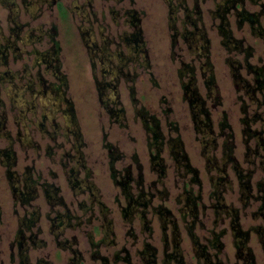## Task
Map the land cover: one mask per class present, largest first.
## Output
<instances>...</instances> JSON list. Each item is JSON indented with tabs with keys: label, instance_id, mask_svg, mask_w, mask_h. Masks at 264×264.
<instances>
[{
	"label": "rangeland",
	"instance_id": "rangeland-1",
	"mask_svg": "<svg viewBox=\"0 0 264 264\" xmlns=\"http://www.w3.org/2000/svg\"><path fill=\"white\" fill-rule=\"evenodd\" d=\"M26 1L28 4L25 0H0V125L4 121L0 131V264H20L17 246L12 244L21 218L33 211L39 214L34 230L41 228L37 241L42 240L43 244L30 246V263L38 264L43 259L49 264H69V250L57 245L50 229L49 218L57 209L63 210L59 206L51 209L43 186L50 183L59 187L73 214L84 223L66 229L64 236L75 237V247L84 255V263L94 264L88 231L95 225L101 228L103 221L98 206L94 216L82 213L80 204L84 203L82 208L90 206V194L87 188L82 192L81 187L73 189L72 178L85 181L81 184L92 188L110 209L114 231L111 239L115 243L102 245L101 252L109 256L112 264H143L139 251L145 242L157 249V264H177L167 257L175 249L174 244L180 247L185 264H204L197 258L200 247L189 230L196 215L198 220L193 230L199 241L210 245L212 232L225 229L221 238L224 249L219 257L223 264H245L237 255L227 217V213L233 212L220 209V215L217 214L215 205L219 198L215 191H222L225 204L238 211L239 223L249 230L248 245L256 264H264L262 235L253 228L264 225V217L254 214L259 213L260 197L264 193L259 187L260 182L264 183V145L258 146L259 138L249 135L254 130L262 131L264 142V91L256 90L253 101L249 93L250 85L255 84L254 68H250L264 67V38L253 34L247 23L240 27L234 9L227 13L231 32L245 49L252 48V55L245 60V53L228 50L219 34V18L215 16L222 0H63L65 8H59L53 0ZM261 4L264 0L256 4L247 0L246 7L258 11ZM187 14L193 19L201 15L198 26L210 40L209 59L207 55L200 56L203 50L200 38L185 42L179 35L177 45L172 44L174 27L179 34L184 29H193ZM134 18L139 19L144 51L126 42V37L134 31ZM17 26L18 35L28 42L17 40L4 55L1 51L6 39L16 41L10 36L9 28ZM50 50L55 51L50 54L55 66L52 68L41 60L42 53ZM188 65L196 68V83L190 87L205 100V107L212 114L218 143L215 147L208 143L214 138L211 133L196 131L187 100L189 90L184 88L192 74ZM4 71H10V76L3 74ZM211 73L217 82L213 93L204 83ZM107 81L116 87L106 86L102 96L98 83L105 85ZM217 94L220 104L214 105ZM101 96L108 103L118 102L123 107L119 120L110 116ZM143 109L160 120L164 140L160 154L167 166L162 178L152 170L151 152L156 148L149 147L154 139L146 134ZM225 116L234 135L233 155L243 169L253 171L249 194L240 185L232 164L225 174L220 169L228 159L224 147L226 136L220 134V123ZM245 117L251 119L250 127ZM107 141L122 154L115 163L119 176L130 173L134 177L132 192L137 193L143 187L154 193L146 212L150 229L144 228L139 211L132 222L124 219L125 196L112 179ZM80 142L82 145L75 147ZM204 144L209 149L207 154L202 151ZM181 149L189 158V169L179 166L172 157V152L180 153ZM6 151L12 153L13 159L6 158ZM135 155L143 165L142 170L134 161ZM194 169L200 184L191 180ZM219 174L227 175L230 182H215ZM141 175L143 182L138 187ZM34 180L39 184V198L33 205L23 206L16 200L14 186L22 189L25 182ZM187 190L197 197V212L188 207ZM159 206L170 211L173 223L164 222L156 214ZM89 217L92 223L86 224ZM102 236L101 231L95 233V239ZM209 251L214 258L215 248ZM117 252L129 256L130 261L114 262Z\"/></svg>",
	"mask_w": 264,
	"mask_h": 264
},
{
	"label": "trees",
	"instance_id": "trees-1",
	"mask_svg": "<svg viewBox=\"0 0 264 264\" xmlns=\"http://www.w3.org/2000/svg\"><path fill=\"white\" fill-rule=\"evenodd\" d=\"M254 4L258 3V0H250ZM246 2L247 0H222L218 5L217 8L215 9V16L219 18V34L222 38V42L224 45H226V48L228 50H233L237 49L244 54L245 60H249V57L252 55V48H244L242 46V41H236L231 29H230V22L227 17V13L231 10L235 9V15L237 17V21L240 27H242L244 24H248L250 26V29L252 30V33L255 35H259L260 37L264 38V23L262 19L264 20V4H261L260 9L258 11H250L246 7ZM63 8V7H62ZM190 12V11H189ZM201 14V12H199ZM201 15L197 17L198 19H193V17L190 14H187V21H189L190 24H192L193 29H184L182 33L179 34V31H177V28L174 27V33L172 34V40H173V45H177V37L180 35L184 39L185 42H192L193 38L196 39L200 38L203 40V45H202V53L200 52V56L207 55V58L209 59V45H210V40L206 37L205 35V30L204 29H199V24L198 21L200 20ZM185 22V20H184ZM134 25V31L131 32V34L126 37V42H128L131 45H135L134 48L136 47L137 50L139 51L140 48L141 50L144 51L143 45H141V42H144L142 39V29L139 26V19L136 18V20L133 21ZM56 31V28H54ZM200 34V35H198ZM197 37V38H196ZM136 50V49H134ZM209 67L210 66V61H208ZM253 66V65H252ZM208 67V68H209ZM251 67V65H250ZM188 68L191 71V79L189 83L184 85V88L188 91L189 90V95H187V100L189 101L190 107H191V112L194 118L195 122V127L196 131L200 133H207L212 136H214V129H213V120H212V114L210 110L205 107V100L198 94L197 91H193L191 89L190 84L191 83H196L195 80V73H196V68L192 65H188ZM236 69V67H234ZM255 72V84L250 85V90L249 93H251L252 101L255 100V92L256 90L263 92L264 91V67L261 68H256V67H251L250 69ZM205 74V71H203ZM206 75V74H205ZM7 76H10V73L7 74ZM205 85L208 90H210V93H213L215 89L217 88V82L216 78L213 73L210 75L206 76L205 79ZM113 83L105 82V85L98 83V88L100 90L101 95L103 96L104 90L106 89V86L110 87H116L113 85ZM108 88V87H107ZM100 97L102 105L107 109L108 113L110 114L111 117L118 118L120 119L119 115H122L124 113V109L122 106L119 105L118 102H114L113 104L108 103L104 98ZM254 96V97H253ZM1 102V99H0ZM69 104L71 108H73L72 102L69 101ZM220 104V97L217 94V97L215 99L214 105ZM262 104V103H261ZM31 108V107H29ZM35 108V107H34ZM73 110V109H72ZM142 115L144 119V124H147V127H145L146 134L147 136L154 139L153 142H149V147L150 148H156L155 151L152 150V170L156 172L159 176V178H162L166 174V164L164 163V159L161 157V152L163 149L164 145V140L163 135L161 132V126H160V120L155 114L150 115L148 110H142ZM257 116L255 117V119ZM253 119V120H255ZM245 123L250 127L249 123L251 119H248L247 117L244 118ZM151 123V125H149ZM173 125V123H171ZM4 126V121L1 122L0 125V131L3 129L2 127ZM174 126V125H173ZM247 127V128H248ZM174 130L178 131V127L174 126ZM220 128L221 130V135H225L226 139L224 142V147L225 150H227L226 156H227V161L224 164V167L220 168L223 171V174L226 172V168L228 167L229 164H232V167L235 169L236 176L239 180L240 185L243 188L247 189V193L251 191V178H252V170H246L243 169L239 163L238 160L235 158L233 155V147H234V140H233V132L231 131V125L229 124V121L227 117H223L221 123H220ZM249 129V128H248ZM228 130V131H227ZM249 135L252 137L259 138L258 139V146L261 144L264 145L263 139H262V131H251ZM253 134V135H252ZM21 135V134H20ZM206 136V134H205ZM204 141V140H203ZM212 142L214 144V147L218 144L217 140L214 136L208 143ZM207 143V141H206ZM207 143V144H208ZM82 143H78L75 147H80ZM105 147L109 149L110 152V168L112 171V179L116 183L115 185H119L123 191V195L125 196V201L126 204L125 206L122 207V214L124 216V219L126 221H133V218L136 214V212L139 211L140 218L143 221V226L145 229H150L148 225V220L146 218V212L148 208L152 205L153 198H154V193L152 191H147L143 187L138 188L137 193H133L131 190V182L134 180V177L131 176L130 173H127L126 175H120L117 173V169L115 167V163L119 161L122 158V154L119 152L118 148L115 147L111 142H106ZM208 146L206 144L203 145V154H207L209 149H207ZM8 151L11 150V148L7 149ZM173 153V158L175 159V162L179 166L183 165L184 167L187 166L188 169L191 168V165L189 163V158L187 154H185L182 149L181 152L179 153L178 150L172 152ZM6 158L13 159L12 153L11 152H5L4 153ZM207 160L209 162V166L212 165V161L207 157ZM134 161L137 163L138 167L140 170H142L143 165L141 164L139 158L135 155L134 156ZM180 162V163H179ZM210 168H212L210 166ZM139 170V171H140ZM191 171V170H189ZM193 176H192V182L200 184V179L198 177V172L197 170H192ZM8 172L10 175L13 174L11 173L8 169ZM129 172V171H128ZM141 173V172H140ZM215 182L218 181L220 184L221 182H228V176L227 175H220L215 176L214 178ZM143 178L142 175L138 180V187L139 184H142ZM230 182V181H229ZM71 187L73 189L81 187V190L84 189L83 183L81 180L78 178H72L71 179ZM38 181L34 180L33 182H25V186L21 188H17L14 186V189L16 188V200L19 201L23 206H31L33 205V201L39 198V186H38ZM222 185V184H221ZM264 183L260 182V189L261 191L264 192V189L262 188ZM44 186V193L46 198L48 199V202L50 203V206L52 207L51 209L55 206L62 207L63 210L57 209L54 211V216L50 217V229L52 233L55 234V239L57 245H59L60 248H64L69 250L70 256L68 259L69 264H85V257L81 253V251L75 247L76 244V238H68L64 236L65 230L66 229H73L77 228L81 225H83V221L79 220V217L76 216L74 211H72L66 200L60 195L59 193V187L56 186L53 183L50 184H45ZM75 193H77L76 190H74ZM93 192V191H92ZM188 195L186 196V202L188 204L189 208L194 209L193 212H197V202L196 198L191 190H187ZM222 192V191H221ZM220 191H215L217 194L219 201L215 205V207L218 209L217 212L220 211V209L225 210L228 212L232 211L233 213H227V217L230 219V224L231 228L233 230L234 234V243L237 248V255L239 259H242L245 264H256V260L254 258V254L252 252V249L249 247L248 242H249V230H245L242 228L241 224L239 223V216H238V211L232 209L231 207L227 206L225 202L223 201L224 198L222 197V193ZM249 194V193H248ZM90 206L83 207V202L80 204L81 206V211L83 214L85 213H90L91 216H94L95 214V208L92 207V205L98 206V214L99 218L103 221V225L101 224L100 226H94L92 230L88 231L89 234V245L91 249V259L93 260L94 264H112L111 260L108 255H105L101 252V247L102 245H108V244H114L115 241L111 239V236L114 234L113 231V221L109 217L110 214V209L106 203L100 199V197H97V194L91 195L90 193ZM260 199H262V205H260L258 212L259 213H254L255 215H262L264 217V193L261 195ZM246 203V202H245ZM196 207V208H195ZM38 208V207H37ZM53 211H51L52 213ZM158 213L163 219V221H168L172 220V223L174 222L173 219H171V213L168 209L162 208V206H159ZM26 213H29L26 212ZM220 215V212L217 213ZM196 219L192 221V223L189 225V230H190V235L193 237V241L198 244V247H200L197 252V258L201 259L204 261V264H223V261L219 257V254L221 251L224 249V243L221 240L222 236L225 234V229L221 230L220 232L213 231L212 232V240L210 241V245H207L206 243H202L199 241V237L195 234L194 232V223L198 220V216H195ZM39 219V214L35 211L32 212L31 215H27L21 218L20 224H19V229L17 231L15 240L13 241V247L17 246V254L19 257V263L20 264H31L29 260V248L31 247H38L41 245V242L43 244L42 240L37 241L39 238L38 235L41 232V228H37V230H34V227H36V223ZM92 223L91 217L87 220L86 224ZM104 230H103V228ZM175 227V226H174ZM257 231L260 232L261 236V241L264 245V225H259L256 227ZM101 231L103 233V236L95 239V233ZM28 232V233H27ZM130 233L133 232V229L131 228ZM175 245V249L167 253V257L169 259H174L177 264H185L184 258L182 256V252L180 247L177 244ZM213 247L215 248L216 252L214 255V258L212 257V254L210 253L209 249ZM141 255V259L143 261V264H157V249L150 244L149 242H145L141 250L139 251ZM14 254V253H13ZM216 258V259H215ZM14 259V256H13ZM125 260V261H130L129 256H120L119 253H115L114 256V262H117V260ZM38 264H49V262L44 261L43 259H40L38 261Z\"/></svg>",
	"mask_w": 264,
	"mask_h": 264
},
{
	"label": "flooded vegetation",
	"instance_id": "flooded-vegetation-1",
	"mask_svg": "<svg viewBox=\"0 0 264 264\" xmlns=\"http://www.w3.org/2000/svg\"><path fill=\"white\" fill-rule=\"evenodd\" d=\"M32 2V1H31ZM53 2H55L57 5H58V7L60 8V6H61V8L63 7V8H65L66 6H65V3H64V1L63 0H53ZM89 2V1H88ZM28 4V2L25 0V4ZM33 3V2H32ZM31 3L29 2V5H30ZM134 20H136V18H134ZM17 29H19V27L17 26V27H11V28H9V30H10V36L11 37H15L16 38V41L14 42V41H11V40H9V39H6V44L5 45H3L4 46V50L3 51H1L4 55H6V53H7V51H8V48L9 47H13V45H16L15 43H17V40H19V41H21V40H23L24 39V42L25 43H27L28 41H27V38H23L22 39V37H20L19 35H18V32H17ZM31 42V41H30ZM55 51H46V52H44V53H42V61L45 63V64H47V67L48 68H52V67H55V66H53V63H52V61H51V59H53V56H50V54H53ZM10 73V71H4L3 72V74H9ZM11 74V73H10ZM180 163V162H179ZM84 184H85V181H82ZM84 188H87V190L89 191V194L91 193V195H94V193L92 192V188H90L89 186H85ZM82 191H84V189L83 190H81V192ZM67 202V201H66ZM78 203H80V202H78ZM68 204V206H69V203H67ZM92 207H96V205H92ZM69 208H70V206H69ZM71 209V208H70ZM72 210V209H71ZM95 213H97V211H96V209H95Z\"/></svg>",
	"mask_w": 264,
	"mask_h": 264
}]
</instances>
